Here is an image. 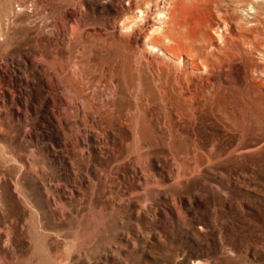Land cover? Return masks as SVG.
<instances>
[{
  "label": "rangeland",
  "instance_id": "374dc122",
  "mask_svg": "<svg viewBox=\"0 0 264 264\" xmlns=\"http://www.w3.org/2000/svg\"><path fill=\"white\" fill-rule=\"evenodd\" d=\"M0 264H264V0H0Z\"/></svg>",
  "mask_w": 264,
  "mask_h": 264
}]
</instances>
